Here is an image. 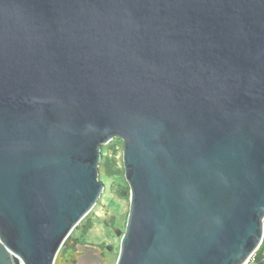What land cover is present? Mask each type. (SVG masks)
<instances>
[{"label":"water","instance_id":"1","mask_svg":"<svg viewBox=\"0 0 264 264\" xmlns=\"http://www.w3.org/2000/svg\"><path fill=\"white\" fill-rule=\"evenodd\" d=\"M124 140L116 264H248L264 239V0H0V264H55Z\"/></svg>","mask_w":264,"mask_h":264},{"label":"rangeland","instance_id":"2","mask_svg":"<svg viewBox=\"0 0 264 264\" xmlns=\"http://www.w3.org/2000/svg\"><path fill=\"white\" fill-rule=\"evenodd\" d=\"M112 147L116 150L114 151ZM123 150L124 140L117 136L103 144L99 178L105 186L90 212L68 235L70 238L81 239V244L77 246L82 252L78 264H116L118 260L131 205L130 197L122 195L121 191L129 184L124 167ZM111 155L115 158L114 167L122 169L120 174L109 175L105 170L103 162L106 158L112 157ZM88 220L93 222V226L87 234H84L83 224ZM72 251L71 246H66L62 254L69 256Z\"/></svg>","mask_w":264,"mask_h":264},{"label":"trees","instance_id":"3","mask_svg":"<svg viewBox=\"0 0 264 264\" xmlns=\"http://www.w3.org/2000/svg\"><path fill=\"white\" fill-rule=\"evenodd\" d=\"M112 149L114 151L116 150L115 147H112ZM111 156L112 157L106 158V160H104L103 162L105 166V170L109 175L120 174L122 172V169L114 167L115 158L113 155ZM121 191H122V195H125L128 198L130 197L131 188L129 184L126 187H124ZM119 194L121 195L120 192ZM92 226H93V222H91L90 220L84 223L83 233L87 234V232L92 228ZM80 240L81 239L79 237L76 238L68 237L65 243L61 246L57 254L55 264H78L79 256L82 254V252L77 247L79 244H81ZM66 246H71L73 250L69 256L62 254V251L65 249ZM248 264H264V239L262 244L255 251L254 255L252 256Z\"/></svg>","mask_w":264,"mask_h":264},{"label":"built area","instance_id":"4","mask_svg":"<svg viewBox=\"0 0 264 264\" xmlns=\"http://www.w3.org/2000/svg\"><path fill=\"white\" fill-rule=\"evenodd\" d=\"M253 255H254V254H253ZM253 255H252V256H253ZM251 258H252V257H251ZM249 261H250V260H249Z\"/></svg>","mask_w":264,"mask_h":264}]
</instances>
